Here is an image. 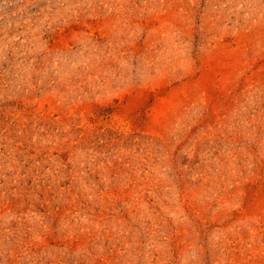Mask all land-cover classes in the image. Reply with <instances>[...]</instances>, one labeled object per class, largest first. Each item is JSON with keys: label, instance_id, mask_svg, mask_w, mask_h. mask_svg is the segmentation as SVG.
Returning <instances> with one entry per match:
<instances>
[{"label": "rangeland", "instance_id": "374dc122", "mask_svg": "<svg viewBox=\"0 0 264 264\" xmlns=\"http://www.w3.org/2000/svg\"><path fill=\"white\" fill-rule=\"evenodd\" d=\"M0 264H264V0H0Z\"/></svg>", "mask_w": 264, "mask_h": 264}]
</instances>
